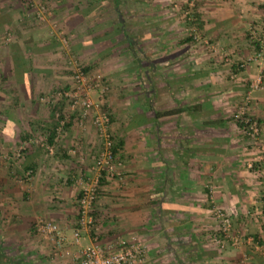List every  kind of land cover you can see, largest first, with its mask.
I'll list each match as a JSON object with an SVG mask.
<instances>
[{
    "label": "rangeland",
    "instance_id": "obj_1",
    "mask_svg": "<svg viewBox=\"0 0 264 264\" xmlns=\"http://www.w3.org/2000/svg\"><path fill=\"white\" fill-rule=\"evenodd\" d=\"M187 2L88 0L69 21L65 15L74 10L69 0H43L49 14L42 19L35 16L25 0H0V264H48L50 249L57 245L48 236L35 231L34 224L39 218L57 223L67 241L70 240L65 229L69 228L71 232L74 226L80 182L90 174L91 164L100 148L91 121L94 114L106 113L110 136L117 139V134L123 132L121 134L128 138V147L133 150L136 134L139 138L136 141L145 137L144 116L151 104L144 99L148 98V90L151 87L157 90L159 83L166 86L164 81L167 78L173 85L175 77H182L183 81L180 85L178 82L177 87L183 91L194 88L187 79L192 78L187 73L196 64L193 54L217 56L213 61L220 63L216 65L218 75L234 78L229 64H221L224 50L212 46L197 28V18H193V24L187 19L184 10L188 8L187 14L194 17L195 0L190 7H187ZM262 23L264 19L257 23L258 28L253 27L255 35L264 33ZM193 25L197 28V39L190 34V26ZM161 26L164 30L166 28V32L159 31ZM161 34L165 36L161 37ZM186 36L190 41L184 42L187 41L183 39ZM250 39L255 45L247 56L256 50L255 38ZM183 43H194V47L189 48ZM196 47L200 49L195 50ZM249 62L257 65L255 60H249L240 69ZM76 67L88 74L91 83L92 104L81 120L76 108L70 109L65 100L56 97L58 90L71 85L72 72ZM214 82L217 85L214 90L219 89L220 81ZM100 86L104 88L101 92ZM54 110H59L65 119L59 132L54 130ZM69 121L94 128L98 145L94 153L92 148L87 149L90 152L87 162L74 159L78 154L74 143L64 145L61 141ZM133 122L137 126L132 129L130 124ZM52 128L56 140L51 143L46 138ZM20 145L23 147L18 151ZM33 147L39 150L40 162L29 168L24 163V152ZM115 158L122 163V172L102 176L103 181L97 187L90 209L94 218L91 230L96 231L102 243L129 234L125 228L127 216L121 217L116 211L123 208V197L126 196L123 191H126V177L130 171L118 151ZM27 169L30 172L25 175ZM7 170L8 175L5 173ZM4 183H8L13 191L9 198L3 196L1 188ZM145 193L142 192L141 196L144 197ZM208 193L214 199L212 192ZM5 200L17 201L22 207L32 206L35 214L31 213L30 218L23 221H8V215L5 216L2 210ZM207 200L210 206L208 197ZM10 201L7 204L14 205ZM134 233L139 234L137 231L130 234ZM79 234L81 244H88L85 232L80 230ZM83 236L86 239H81ZM218 237L214 239L216 246ZM40 241H43L42 245L38 243ZM67 241L59 246L74 249ZM39 247L43 248L42 252Z\"/></svg>",
    "mask_w": 264,
    "mask_h": 264
},
{
    "label": "crops",
    "instance_id": "obj_2",
    "mask_svg": "<svg viewBox=\"0 0 264 264\" xmlns=\"http://www.w3.org/2000/svg\"><path fill=\"white\" fill-rule=\"evenodd\" d=\"M69 1L74 10L65 16L70 21L88 0ZM194 12L197 28L212 46L224 50L221 64H229L235 76L227 79L218 75L216 65L220 63L214 62L217 56L195 53L192 59L196 64L187 73L192 78L186 77L194 88L183 91L177 87L182 77H175L173 85L167 78L166 86L159 83L157 90L152 87L148 90V98H144L151 102L144 116L146 139L136 141L139 139L136 134L135 149L131 150L125 134H117V139L121 140L117 151L125 158L124 165L130 172L126 177V191H123L126 193L123 208L116 212L121 217L127 216V235L137 231L139 234H134L147 245L141 264H239L243 252L249 264H264V88L251 92L246 107L260 125L257 146L231 116L257 69L255 62L247 63L242 69H236V64L255 45L246 33L250 28H258L257 23L264 19V0H195ZM251 23L256 24L250 26ZM165 30L161 26L159 31ZM183 44L194 47V43ZM214 80L220 81L217 90H214L217 86ZM170 108H175L173 113L163 112ZM130 126L133 129L137 124L133 122ZM65 129L61 141L64 145L74 143L78 152L74 159L87 162L90 154L87 149L92 148L94 153L98 145L94 128L69 121ZM53 140L56 136L51 143ZM38 161V148L24 152L27 167L31 168ZM7 184L1 188L5 198L13 193ZM210 191L214 203L230 215L233 229L238 234H251L258 239L262 254L251 250L247 243L237 247L215 245L218 230L209 214ZM142 192H146L144 197ZM9 201L2 202L8 221H23L29 219L31 213L35 214L32 206L22 207L17 201H10L14 205H8ZM65 232L70 239L69 228ZM42 242L38 243L42 245ZM59 248L50 249L48 259L43 257L48 264L69 261L70 256L63 255ZM39 250L42 252L43 248Z\"/></svg>",
    "mask_w": 264,
    "mask_h": 264
},
{
    "label": "built area",
    "instance_id": "obj_3",
    "mask_svg": "<svg viewBox=\"0 0 264 264\" xmlns=\"http://www.w3.org/2000/svg\"><path fill=\"white\" fill-rule=\"evenodd\" d=\"M25 2L34 10L33 12L37 18L42 19L45 14H49V10L44 6L43 0H25ZM186 5L190 7L192 5V0H188ZM187 13L188 8H185L184 14L193 24L194 22L192 20L194 17L191 16L192 14ZM262 27L264 31V23H262ZM190 34L194 39L199 37L196 26H190ZM249 34L251 37L255 38V53L251 56H247L245 60L239 61L238 66H242L244 62L249 60H255L257 63V72L249 80L240 104L235 111L232 112V118L242 127L245 136L255 144H258L260 125L256 116L247 112L246 107L250 101L251 92L256 89L264 88V33L255 35L254 28H250ZM103 89V86H100V92L103 91ZM90 90L91 83L88 74L81 68L76 67L72 72L71 85L68 88L58 90L56 92V97L65 100L70 109L76 108L81 120L92 104ZM53 115L55 118L54 130L55 132H59L65 123V119L59 110H54ZM91 121L100 141V148L97 150L91 164L90 174L86 176L85 180L80 182L77 193L76 219L74 220V226L71 228V237L69 240V243L74 246V249H70L67 246H59L60 243L67 241L68 238L65 233H63V229L54 221L39 218L35 221L34 229L36 232L54 240V244L60 247L59 251L63 255L70 256L69 261L65 262V264H141L148 248L146 243L139 237L130 234L102 243L98 239L96 231H94V229L91 230L94 218L92 217L90 209L96 196L100 178L102 176H107V174L119 175L122 172V163L116 161V152L112 150L113 140L110 133L107 131V124L109 121L108 115L104 112L96 113L92 116ZM46 146L47 144H45V147ZM22 147L23 146L20 145L18 151ZM29 172L30 170L27 169L25 175H28ZM208 198L210 201L209 211L218 230V246L223 247L224 245H231L237 247L241 243H247L254 251L262 254L263 249L258 239L251 234H238V232L233 229L230 215L223 208L214 203L210 193ZM262 213L264 216V205ZM80 230L85 232V236L88 238V244H81ZM247 259V254L243 252L239 259V264H249Z\"/></svg>",
    "mask_w": 264,
    "mask_h": 264
},
{
    "label": "trees",
    "instance_id": "obj_4",
    "mask_svg": "<svg viewBox=\"0 0 264 264\" xmlns=\"http://www.w3.org/2000/svg\"><path fill=\"white\" fill-rule=\"evenodd\" d=\"M114 2V1H113ZM184 40H190V37L189 36H186L185 38H183ZM182 39V40H183ZM131 43H129V45H130ZM240 68V66H238V64L236 65V69H239ZM174 110H175V108H170V109H167V110H164L163 112L164 113H173L174 112ZM54 136V132H53V128L50 130V132L48 133V136H47V138H46V140L48 141V142H51V140H52V137ZM112 140H113V145H112V150L114 151V152H116L117 151V148H119V146L121 145V140H120V138H118V139H115V138H113L112 137ZM102 181H103V177H101L100 178V180H99V184L101 185V183H102Z\"/></svg>",
    "mask_w": 264,
    "mask_h": 264
}]
</instances>
